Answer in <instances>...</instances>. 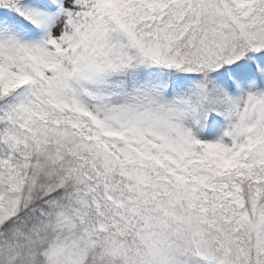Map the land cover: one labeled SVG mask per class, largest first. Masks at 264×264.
I'll return each mask as SVG.
<instances>
[{
  "label": "snow or ice",
  "instance_id": "obj_1",
  "mask_svg": "<svg viewBox=\"0 0 264 264\" xmlns=\"http://www.w3.org/2000/svg\"><path fill=\"white\" fill-rule=\"evenodd\" d=\"M0 264H264V0H0Z\"/></svg>",
  "mask_w": 264,
  "mask_h": 264
}]
</instances>
